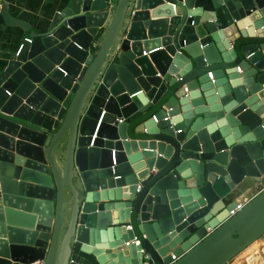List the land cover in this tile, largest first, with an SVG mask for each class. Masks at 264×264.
I'll list each match as a JSON object with an SVG mask.
<instances>
[{
	"label": "water",
	"instance_id": "95a60500",
	"mask_svg": "<svg viewBox=\"0 0 264 264\" xmlns=\"http://www.w3.org/2000/svg\"><path fill=\"white\" fill-rule=\"evenodd\" d=\"M47 1L38 27L0 8L32 36L0 65V264H228L263 237L264 189L229 211L264 187V0Z\"/></svg>",
	"mask_w": 264,
	"mask_h": 264
},
{
	"label": "crops",
	"instance_id": "0c3cea01",
	"mask_svg": "<svg viewBox=\"0 0 264 264\" xmlns=\"http://www.w3.org/2000/svg\"><path fill=\"white\" fill-rule=\"evenodd\" d=\"M2 0H0L1 8ZM52 6L47 0H10L8 4L9 12L15 18L23 20L31 25L38 27L48 9ZM26 38H32L29 32L22 30L18 26L1 24L0 25V65L9 57L16 53ZM255 41V40H252ZM263 41L264 40H259ZM136 138V135H132ZM264 187L260 184H255L247 189L242 195L238 196L235 201L240 202L254 198ZM249 253L245 258V264L251 263L252 257L257 255L255 264H264V236L249 245ZM242 264L241 262H236Z\"/></svg>",
	"mask_w": 264,
	"mask_h": 264
},
{
	"label": "built area",
	"instance_id": "2783aa9c",
	"mask_svg": "<svg viewBox=\"0 0 264 264\" xmlns=\"http://www.w3.org/2000/svg\"><path fill=\"white\" fill-rule=\"evenodd\" d=\"M26 39L30 40L29 38H26ZM21 48H22V44L20 45V47H19L17 53H19V51H20ZM238 69H239V71H241V67H238ZM209 76H210L211 79H213V73H212V72H209ZM186 90H188V89L186 88ZM154 119H155V121H158V119H157L156 116H154ZM168 119H169V116L164 117V120H168ZM119 121L122 122L123 119H119ZM180 131H181V130H179V132H180ZM249 201H250V199H248V200H244V201H240V202H237V203H236V206L233 207V208L229 211V217L234 216L238 211L242 210V209L246 206V204H247ZM235 202H236V201H235ZM127 228H128V229H131L132 226H131V225H128ZM131 243H135L136 245H140V240L135 236L134 239L125 242V245H126V246H129ZM141 252H144V250L142 249ZM173 257H174V260L177 259L175 256H173ZM145 258H146L145 260H148L149 256L146 255ZM35 264H43V262H38V263H35Z\"/></svg>",
	"mask_w": 264,
	"mask_h": 264
},
{
	"label": "rangeland",
	"instance_id": "374dc122",
	"mask_svg": "<svg viewBox=\"0 0 264 264\" xmlns=\"http://www.w3.org/2000/svg\"><path fill=\"white\" fill-rule=\"evenodd\" d=\"M249 252H250L249 248L247 250L244 249L243 251L238 253L237 256L233 260H231L228 264H237L236 262H238V261L241 262V263L243 262L242 264H245L244 260H245V258H246V256L248 255ZM256 259H257V255L255 257H252L251 263L255 264V260Z\"/></svg>",
	"mask_w": 264,
	"mask_h": 264
},
{
	"label": "bare ground",
	"instance_id": "6f19581e",
	"mask_svg": "<svg viewBox=\"0 0 264 264\" xmlns=\"http://www.w3.org/2000/svg\"><path fill=\"white\" fill-rule=\"evenodd\" d=\"M257 241V240H256ZM249 247H247L245 250H247Z\"/></svg>",
	"mask_w": 264,
	"mask_h": 264
}]
</instances>
